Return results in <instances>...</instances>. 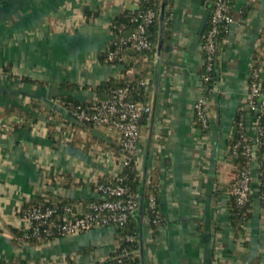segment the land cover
<instances>
[{
  "label": "crops",
  "instance_id": "obj_1",
  "mask_svg": "<svg viewBox=\"0 0 264 264\" xmlns=\"http://www.w3.org/2000/svg\"><path fill=\"white\" fill-rule=\"evenodd\" d=\"M140 1L0 0V113L15 105L30 110L35 100L60 114L48 120L46 110L36 109L34 129L14 127L18 117L0 115V263L95 264L119 248L114 227L43 245H18L11 229H24L22 208L40 197L48 199L49 193L97 199L88 179L106 174L102 162L111 151L105 148L115 135L96 128L93 135L103 141L101 146L85 147L84 131L81 146L64 138L56 142L62 123H75L68 110L54 104L55 98L105 99L96 94L97 86L133 74L124 63H102L100 55L113 43L111 22ZM212 1L174 0L168 41L159 44L154 59L150 119L141 133L136 171L143 177L156 171L163 224L154 235L149 219L138 213L144 264H264L263 203L254 194L239 234L231 210L237 169L227 153L238 120L243 118L251 132L245 102L259 42L264 47V0H232L233 22L219 44L216 83L207 91L202 44L195 40ZM7 67L15 78L2 73ZM67 84L77 87L65 90ZM200 102L206 105L205 129L197 124ZM59 174H70L80 184L68 189L53 184Z\"/></svg>",
  "mask_w": 264,
  "mask_h": 264
},
{
  "label": "built area",
  "instance_id": "obj_2",
  "mask_svg": "<svg viewBox=\"0 0 264 264\" xmlns=\"http://www.w3.org/2000/svg\"><path fill=\"white\" fill-rule=\"evenodd\" d=\"M156 13L153 10L141 13L140 18L143 23L138 24L137 30L123 36V28L120 26L117 33L111 29L114 36V49L107 55V64L122 65L124 57L122 55L124 47L133 44L137 51H143L150 47V42L146 33V27L153 22ZM233 22V14L228 4V0H214L213 9L210 13L209 28L204 32L201 49L205 60V72L202 81L207 85L214 79V72L219 61L217 52V42L221 31L227 33ZM116 29V28H115ZM264 41V39L262 40ZM257 62L258 66H251L250 83L245 102L247 115L253 120L251 132L247 130L243 118L237 121L236 134L239 139L227 149V153H241L247 161H250L249 168L236 171L235 184L232 195L236 198L239 206L249 203L254 194L259 195L260 200H264V183L261 182V166L263 163L257 157V150L262 135L261 119L264 116V47L262 42L258 45ZM205 89L212 91L209 87ZM212 88V87H211ZM132 90L129 86H124L113 90L108 99L99 100L88 108H77L69 112L74 123L78 125L94 122L99 126H107L121 135V150L119 154L109 153V157L103 159L102 166L114 178V184H101L99 177L105 173L99 172L97 178H89L88 182L98 195L97 201L91 202L87 211L75 220H71L72 210L65 209L64 222L59 226L60 238L77 236L88 233L94 229H101L111 226H125L129 219L137 214L140 209V195H134L126 183L128 177L125 172L126 167L136 162L139 152V141L141 138L140 122L145 113L150 114V107L140 105L131 99ZM196 114L204 128H207L205 103H198L195 106ZM236 136V135H235ZM72 134L64 135V142L69 143ZM254 139L252 144H245ZM241 150V152H239ZM97 157V155L95 156ZM96 160V159H95ZM103 171V170H100ZM124 198H127L124 200ZM153 204V201H152ZM53 210L43 211L35 209L31 212L21 214L24 230L33 229V235L40 236L39 227H33V222L46 224ZM50 235L47 229L45 235ZM132 240V238H129ZM103 262V261H99ZM28 264H35L29 261Z\"/></svg>",
  "mask_w": 264,
  "mask_h": 264
},
{
  "label": "trees",
  "instance_id": "obj_3",
  "mask_svg": "<svg viewBox=\"0 0 264 264\" xmlns=\"http://www.w3.org/2000/svg\"><path fill=\"white\" fill-rule=\"evenodd\" d=\"M213 4L214 1H212V5L210 8L211 10L213 9ZM228 4L233 14L234 8H233L232 0H228ZM173 6H174V0H141L139 5L135 9L122 10L118 14V16L114 18V20L111 22L110 25L111 29H113L117 33L118 28L122 26L124 27L122 31L123 36H128L129 34L137 30L138 24L143 23V20L140 18L141 13L147 12L148 10H153L156 13L153 22L146 27V33L148 36V40L150 42V47L143 51H137L134 48L133 44H128L127 46L124 47L122 53L124 57V66H126L127 68L130 67L133 68L134 70L133 74L126 76L124 79L110 80L107 83H103L97 86L95 88V91L98 96L102 95L105 96V99H108L113 90H116L124 86H129L132 90L131 99L137 104L145 105V106L148 105L149 82L151 76L154 73V59L159 44L161 42L164 44L167 43L168 41L167 31L170 25L171 10ZM161 14H164V20H163L164 34H162L161 32V27H162ZM208 28H209V22L207 24L205 33L208 30ZM225 35H226L225 31H221L219 34V38L217 42L218 54H219L220 41L224 38ZM202 43L203 40H201V44ZM114 48L115 47L112 43L108 48V51L100 55V61L102 63L103 62L106 64L108 63L107 55ZM252 66L255 67L258 66L257 54L253 59ZM2 73L5 75L6 78L9 79L15 78V74H13L12 72V67H7L3 69ZM205 86H207L206 88L209 87L210 89H213L214 87L212 81H210V83L207 85L205 84ZM76 87H77L76 85H72V84H67L64 86L65 90H71V91L76 89ZM97 100L98 99L89 102H81L75 100L72 96L63 95L55 98V101L57 103L54 104L71 112L76 110L77 108H88L92 104L96 103ZM100 100H104V99H100ZM29 106H30V110H24L16 105L11 106L10 108H7L5 109V111L0 113V115L5 120L12 119L13 117H18L20 119L19 122L12 123L14 127L34 129V127L38 123V121L35 118L34 111L36 109L37 111H40L41 109L46 110V108H44V105L41 102L38 103L35 100L33 101L31 100ZM44 112L46 113V118L48 120L49 119L57 120V118L60 115L58 110L56 109L46 110ZM149 119H150V115L148 113H145L140 122L141 133L142 131H144V126L149 121ZM197 120H198L197 124L202 126L198 116H197ZM76 124L77 123H75L73 126H70L66 122L62 123L61 134L58 136L56 142H59L60 139L64 138V135H66V133L70 132V134H72V138L70 142L72 144L76 143V145L81 146L80 143H83L82 140L83 138H81V135L82 132L84 131L85 133H87L86 136L87 143H85L86 144L85 147H89L94 143H97L101 146V143H103V141L98 139L95 135H93V131L96 128H100L107 131L108 134L115 135V137H113L115 141L109 144L108 148H105L106 149L105 151H111L114 154L120 153L121 135L119 132L110 129L107 126H99L94 122H87L86 124H83L81 126H78V124L77 125ZM261 126H262V135L259 138L260 144L257 150V157L259 161L263 163V165L260 168L261 169L260 180L262 183H264V116L263 119H261ZM47 127L51 132V129L53 128L52 124L48 123ZM235 127L237 128V122ZM235 135L236 136L230 142V146H232L239 139V136L237 134ZM253 142L254 139H251L245 144H252ZM239 152H241V150H239ZM228 157L234 160L237 171L249 168L251 164L250 161H247L241 153L233 154L232 152H229ZM125 172L128 175L126 179V183L129 185L132 193L134 195H140V200L137 198L136 200L139 201L140 209L141 207L142 209L141 210L139 209L137 214L133 215L125 226L122 227L111 226L116 228V234H117V238L119 239L120 246L114 253H112L109 257L103 260V262H97L95 264H144V258H143L144 244L138 240L139 236L141 235L140 234L141 226L139 228L138 213L142 212V214L149 219L148 226L154 235L159 234V227L163 224L162 216L160 214L158 207L157 185L159 183V178L158 175L156 174V171L152 170L150 174L144 177L140 176L136 171V162H134L130 166L126 167ZM113 179L114 178H112L108 174H103L99 177V183L114 184L115 181ZM56 181L60 183L62 188H66V189L72 188L73 186L80 184L70 174H59L57 176V180H54L53 184H56L55 183ZM47 197L48 199L40 197L34 203L26 204L22 208V211L20 212L21 214H24L26 212H31L35 209H40L43 211H47V210L54 211L52 216L46 220V224H42L41 222H36V221L33 222L34 228L39 227L41 233L40 236L33 235V229L26 231L24 229L19 230L12 228L11 233L14 237V241L16 244L21 245L23 243H27L28 245H43L55 239H59L60 238L59 226L62 225L64 222V215L66 212L65 209L70 208L72 210V215L70 219L75 220L76 218L80 217L82 214H84L87 211V207L91 202L97 201V199L76 200L69 197L68 198L62 197L55 193H49L47 194ZM253 197L254 196L251 197L249 203L246 204L245 206H239L236 198L233 196L231 203L232 219L234 221V226L239 234H241L244 231V227L246 226L247 219L250 216V210H251L250 207ZM126 199L127 198H124V200ZM260 201L263 203V207H264V200L263 201L260 200ZM46 229L48 233H50V235L49 234L45 235ZM95 230L98 229H94L92 231ZM129 238H132V240H130ZM36 263L41 264L38 262ZM0 264H4V263H0ZM9 264H13V263H9Z\"/></svg>",
  "mask_w": 264,
  "mask_h": 264
},
{
  "label": "water",
  "instance_id": "obj_4",
  "mask_svg": "<svg viewBox=\"0 0 264 264\" xmlns=\"http://www.w3.org/2000/svg\"><path fill=\"white\" fill-rule=\"evenodd\" d=\"M210 13H211V10L210 9H208L206 12H205V14H204V16H203V18H202V21H201V23H200V25H199V28H198V31H197V36H196V40H195V45H198V43L201 41V39H202V36H203V34H204V32H205V29H206V27H207V24H208V22H209V18H210ZM163 20H164V14H161V31L163 30ZM99 197L97 196V199H98ZM141 209H142V207H141ZM140 209V210H141Z\"/></svg>",
  "mask_w": 264,
  "mask_h": 264
}]
</instances>
